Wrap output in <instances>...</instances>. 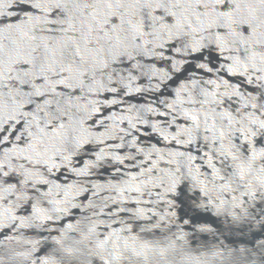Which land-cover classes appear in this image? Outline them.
<instances>
[{"label":"water","instance_id":"water-1","mask_svg":"<svg viewBox=\"0 0 264 264\" xmlns=\"http://www.w3.org/2000/svg\"><path fill=\"white\" fill-rule=\"evenodd\" d=\"M0 264H264V0H0Z\"/></svg>","mask_w":264,"mask_h":264}]
</instances>
